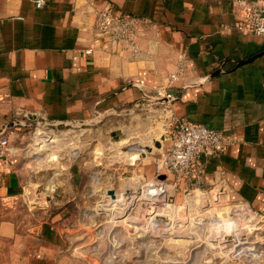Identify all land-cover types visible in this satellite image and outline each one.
<instances>
[{
  "label": "crops",
  "instance_id": "obj_1",
  "mask_svg": "<svg viewBox=\"0 0 264 264\" xmlns=\"http://www.w3.org/2000/svg\"><path fill=\"white\" fill-rule=\"evenodd\" d=\"M44 1L38 7L36 0H0V133L14 120L29 121L28 114L86 120L165 90L176 97L173 117L232 140L220 154L202 157V187L223 180L225 201L264 214V55L237 64L264 50V38L240 28L239 0ZM105 7L140 19L136 52L96 31L97 11ZM87 47L92 54L79 52ZM221 64L227 72L198 84ZM19 155L11 142L0 176L3 199L23 192ZM37 229L4 219L0 239L18 251L21 264H57L65 240L51 224Z\"/></svg>",
  "mask_w": 264,
  "mask_h": 264
},
{
  "label": "rangeland",
  "instance_id": "obj_2",
  "mask_svg": "<svg viewBox=\"0 0 264 264\" xmlns=\"http://www.w3.org/2000/svg\"><path fill=\"white\" fill-rule=\"evenodd\" d=\"M160 96L152 94L128 108L98 112L90 118L93 121L82 125L12 128L11 142L19 148L24 188L17 198L0 197V221L14 220L28 232L55 226L65 240L57 264H252L260 252V262L254 259L253 263L264 264V220L261 216L253 220L249 208L244 210L240 203L231 204L222 196L211 195L208 209L192 205L189 220L171 227L167 223L163 230L141 224L140 216L136 223L129 220L138 206L129 197L119 202L120 193L140 185L144 178L149 180L159 153L169 144L167 134L175 117L169 108L172 101ZM40 129L52 132L54 140L38 136ZM157 142L160 147L155 146ZM111 190L117 200H112ZM142 206L138 215L140 211L145 217L152 215ZM229 207L240 209L228 217ZM160 210L166 215L171 212L164 206ZM205 210H210L208 225L197 223ZM217 218L221 225H215ZM230 221L236 224L235 232L248 225L258 232L243 243L223 241V235L234 232L228 229ZM180 233L184 236H177ZM225 246L244 256L232 257ZM0 264H21L18 251L2 239Z\"/></svg>",
  "mask_w": 264,
  "mask_h": 264
},
{
  "label": "built area",
  "instance_id": "obj_3",
  "mask_svg": "<svg viewBox=\"0 0 264 264\" xmlns=\"http://www.w3.org/2000/svg\"><path fill=\"white\" fill-rule=\"evenodd\" d=\"M239 2L242 7L240 28L264 38V0L255 2L239 0ZM44 4V0H36L38 7H42ZM139 23L140 19L137 16L115 13L113 9L105 7L97 11L95 29L112 46L121 50L129 49L136 52ZM79 52L92 54L93 48L87 47L80 49ZM170 79L171 81L176 80L177 74L170 75ZM158 95L166 97L168 101L173 97L172 93L165 90L163 92L159 91ZM169 126H171L167 134L169 144L159 153L156 159V175L154 178L142 180L143 182L136 187L128 186L130 189L129 198L137 204V210L144 204L155 209L152 215L146 217L144 211H140L138 215L136 210V214L134 211V215L129 220L136 223V219L140 216L141 224H147L149 227L150 225L158 226L157 229L159 230H163L167 226V221L158 219L157 216L168 218L167 220L170 223L168 226L171 227L174 224H181L184 219H190V207L192 205L199 206L201 209H208L206 207L210 206L211 195H215V197L217 195V197L224 196L226 187L223 180H218L212 188H203L198 168L203 156L218 155L232 143V140L227 138L223 132L205 124L172 118ZM13 133L12 129H8L0 135V176L7 167L6 159L9 155ZM161 174L166 175L164 180L159 178ZM125 189L123 192H125ZM191 197L193 200H191ZM115 198H118L116 193ZM170 198H173V201H170ZM240 204L244 210L249 208L250 213L255 212L249 204L244 202ZM184 205L187 206V210L185 213L182 212V216L179 217V211ZM163 206L175 213L171 215V212L167 215L162 214L160 208ZM133 209H136V207L134 206ZM206 211L208 210L204 211L205 215L203 214L202 220L197 221V223H210V215ZM259 216L262 215L259 214ZM177 236L184 235L180 233ZM208 238L210 240V234ZM228 246L231 247V245ZM228 246L225 247L228 248ZM230 247L228 249L232 257L244 256L238 254V251L231 250ZM262 256V252H260L259 256L251 259L252 264H254V259L260 262L259 259Z\"/></svg>",
  "mask_w": 264,
  "mask_h": 264
},
{
  "label": "water",
  "instance_id": "obj_4",
  "mask_svg": "<svg viewBox=\"0 0 264 264\" xmlns=\"http://www.w3.org/2000/svg\"><path fill=\"white\" fill-rule=\"evenodd\" d=\"M262 55H264V50H262V51H260V52H258V53H256L255 55H253V56H250V57H248V58H244V59H241V60H238L237 61V64L238 65H241V64H245V63H248V62H251V61H253L254 59H256L257 57H259V56H262ZM228 70L225 68V64H221L218 68H216L213 72H210L209 74H207L206 76H204L199 82H198V84H203V83H205L206 81H208V80H210L211 78H213L214 76H217V75H219V74H222V73H225V72H227ZM176 97L175 96H173L172 98H170L169 100L170 101H172V100H174ZM164 99V101H167V98H163ZM99 115V113L97 112V113H95V117H97ZM27 117H28V119H29V121H22V120H14V121H12V122H10L9 124H7L5 127H4V129L2 130V132L0 133V135L1 134H3L4 132H6V130H8V129H12V128H14V127H19V126H24V127H28V126H41V127H43V128H48V127H57V126H63V125H82V124H86V123H88V122H91V121H93V120H90V119H86V120H62V121H58V120H47V119H45V118H42V120L41 119H39L38 118V115L37 114H28L27 115ZM41 133V134H40ZM37 135L38 136H42V137H45L46 138V141L47 142H51V140L53 139V134H52V132H50V131H47V130H44V129H40V131L37 133ZM40 136V137H41ZM36 139V138H35ZM162 140H166V136H163L162 138H161ZM36 141H37V139H36ZM40 144L41 142L38 140L37 141V144ZM43 143V142H42ZM155 146L156 147H160L161 146V143L160 142H157L156 144H155ZM149 150H151V149H149ZM152 151V150H151ZM150 151V152H151ZM159 178L160 179H165L166 178V175L165 174H161L160 176H159ZM144 180H146L145 178H144ZM127 190L125 191V192H122L121 194H120V201L119 202H122L125 198H128L129 197V193H130V189L129 188H126ZM111 195H112V200H115L116 198H115V192H114V190H111ZM170 201H173V198H170ZM142 208H143V210H146V212L148 213V214H153L154 213V211H155V209L153 208V207H148L146 204H144L143 206H142ZM240 208L239 207H230L228 210H227V213H228V215H231V214H233V212H235V211H237V210H239ZM186 210H187V206L186 205H184L182 208H181V210L179 211V217H181V213L182 212H186ZM259 212L258 211H255L254 213H253V220H255V218L256 217H258L259 216ZM207 218L209 217L208 215L206 216ZM157 218L158 219H162V220H165V221H167V223H169L168 222V220L165 218V217H162V216H157ZM261 220H264V216H261ZM264 221H262L261 223H263ZM221 220L220 219H216V223H215V225H221ZM235 223L234 222H232V221H230V222H228L227 223V225L229 226H231L230 228H228L229 230H231V229H235L236 228V224L234 225ZM233 226V227H232ZM250 225H248V227H249ZM247 227V228H248ZM257 227H259V225L257 226ZM229 230H226V231H229ZM217 231V230H216ZM215 231V232H216ZM218 231H220V230H218ZM217 231V232H218ZM214 232V233H215ZM226 242H230L229 240H227ZM222 243V242H221Z\"/></svg>",
  "mask_w": 264,
  "mask_h": 264
},
{
  "label": "bare ground",
  "instance_id": "obj_5",
  "mask_svg": "<svg viewBox=\"0 0 264 264\" xmlns=\"http://www.w3.org/2000/svg\"><path fill=\"white\" fill-rule=\"evenodd\" d=\"M45 138V137H44ZM54 140V139H53ZM153 146V145H152ZM124 154H125V156H129L127 153H126V151L124 152ZM77 155V153H76V151L74 152V154H73V156H72V158L73 157H75ZM132 156H130L129 158H131ZM41 160H45V158H41ZM47 160V159H46ZM42 162V161H41ZM44 162V161H43ZM46 162V161H45ZM52 186V185H51ZM192 198V197H191ZM117 200V199H116ZM114 203V202H113ZM115 204H118L117 203V201H116V203ZM131 204V203H130ZM114 207H116V206H114ZM113 207V208H114ZM109 208V207H108ZM116 209V208H115ZM114 209V210H115ZM239 211V210H238ZM117 212H118V210H117ZM160 212H162V210H160ZM209 212V215H210V210L208 211ZM212 213V212H211ZM237 213L238 212H236V216H237ZM219 215H221V214H219ZM225 215V214H224ZM226 215H227V213H226ZM228 217H229V215H228ZM214 218V217H213ZM212 218V219H213ZM233 218V217H232ZM240 218V217H239ZM214 220V219H213ZM243 221L241 220V222H240V224L242 223ZM212 223V222H211ZM213 223H214V221H213ZM212 223V224H213ZM249 223V222H248ZM212 224H210V226L212 225ZM243 224V223H242ZM214 225V224H213ZM223 226V225H222ZM224 226L225 227H227L225 224H224ZM223 226V227H224ZM242 226V225H241ZM252 226V225H251ZM238 227V226H237ZM253 227V226H252ZM252 227H250L249 229L248 228H246V227H244V226H242V228H240V229H236V232H235V229H234V232H227V234H226V236L225 235H223L222 233V235H223V237H221V239L223 238V241H227V240H229V241H234L235 243L236 242H240V243H243V242H246V241H244V240H246L247 238H248V235H250L252 232H258V231H256V229L255 228H252ZM256 227V226H255ZM211 228V227H210ZM223 229H225V228H223ZM223 229H221V230H223ZM227 229V228H226ZM225 229V230H226ZM258 230V229H257ZM224 231V230H223ZM223 231H221V232H223ZM232 231V230H231ZM220 233V232H219ZM217 234L218 236L220 235V236H222L221 234ZM237 233H238V235H237ZM257 234V233H256ZM216 234H214V236H215ZM216 235V236H217ZM240 235V236H239ZM193 236H195V235H193ZM196 237V236H195ZM226 237V238H225ZM175 240H177V239H175ZM178 240H180V239H178ZM182 241V240H181ZM180 241V242H181ZM176 242V241H175ZM179 242V241H178ZM177 242V243H178ZM174 243V242H173ZM233 243V242H232ZM234 243V244H235ZM175 244V243H174ZM237 244V243H236ZM184 245V244H183ZM177 246H179V245H177ZM101 255V254H100Z\"/></svg>",
  "mask_w": 264,
  "mask_h": 264
}]
</instances>
